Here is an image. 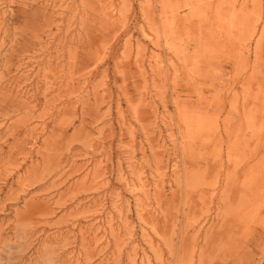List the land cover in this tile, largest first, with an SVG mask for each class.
I'll use <instances>...</instances> for the list:
<instances>
[{
    "label": "rangeland",
    "instance_id": "rangeland-1",
    "mask_svg": "<svg viewBox=\"0 0 264 264\" xmlns=\"http://www.w3.org/2000/svg\"><path fill=\"white\" fill-rule=\"evenodd\" d=\"M146 261L264 264V0H0V264Z\"/></svg>",
    "mask_w": 264,
    "mask_h": 264
},
{
    "label": "bare ground",
    "instance_id": "bare-ground-1",
    "mask_svg": "<svg viewBox=\"0 0 264 264\" xmlns=\"http://www.w3.org/2000/svg\"><path fill=\"white\" fill-rule=\"evenodd\" d=\"M81 1H82V0H81ZM59 2H61V1H59ZM66 2H67V1H66ZM66 2H65V3H66ZM86 2H87V1H86ZM90 2H91V1H90ZM97 3H98V2H97ZM95 5H96V3H95ZM190 5H191V4H190ZM64 6H65V5H64ZM188 6H189V5H188ZM97 7H98V5H97ZM191 7H192V5H191ZM191 7H190V8H191ZM91 8H94V6L91 7ZM188 8H189V7H188ZM190 8H189V9H190ZM63 9H64V7H63ZM63 9H62V10H63ZM189 9H188V10H189ZM55 10H56V9H55ZM62 10H61V11H62ZM93 10H94V9H93ZM95 10H96V8H95ZM95 10H94V11H95ZM176 10H177V9H176ZM191 10H193V8L190 9L189 12H192ZM56 11H57V10H56ZM90 11H91V10H90ZM90 11H89V12H90ZM2 12H3V11H2ZM96 12H97V11H95V13H96ZM98 12H101V11L99 10ZM177 12H178V11H177ZM177 12H176V13H177ZM101 13L103 14V12H101ZM167 13H168V12H167ZM192 13H193V12H192ZM169 14H170V13H169ZM90 15H91V14H90ZM101 16H103V15H101ZM59 17H60V16H59ZM59 17H58V18H59ZM96 17H97V16H96ZM3 18H4V16H3ZM60 18H61V17H60ZM169 18H170V17H169ZM58 20H59V19H58ZM87 20H88V19H87ZM95 20H96V19H95ZM97 20H99V19H97ZM165 20H166V19H165ZM165 20H164V21H165ZM166 21H167V20H166ZM166 21H165V22H166ZM169 21H170V20H169ZM83 22H84V21H83ZM167 22H168V21H167ZM84 23H85V22H84ZM84 23H83V24H84ZM87 23H88V21H87ZM92 23H93V22H92ZM173 23H174V22H173ZM173 23H172V24H173ZM93 24H94V23H93ZM165 24H168V23H165ZM165 24H164V25H165ZM172 24H171V25H172ZM173 25H174V24H173ZM167 26H168V25H167ZM172 27H174V26H172ZM173 29L175 30L176 28H173ZM168 30H169V29H168ZM67 33H68V32H67ZM172 33H173V32H172ZM52 34H53V33H52ZM52 36H53V35H52ZM66 36H67V35H66ZM145 37H146V36H145ZM63 38H64V37H63ZM129 38H130V36H129ZM58 39H59V38H58ZM150 39H151V38H150ZM125 40H126V39H125ZM127 40H128V39H127ZM56 41H57V39H56ZM59 41H60V39H59ZM149 41H150V40H149ZM149 41H148V42H149ZM57 42H58V41H57ZM128 42H129V41H128ZM66 43H67V42H66ZM129 43H130V42H129ZM56 44H57V43H56ZM124 44H125V43H124ZM66 45H67V44H66ZM126 45H128V44H126ZM55 46H59V45H55ZM140 46H141V45H140ZM168 47H169V46H168ZM54 48H55V47H54ZM123 48H124V47H123ZM130 49H131V48H130ZM140 49H141V47H140ZM121 50H122V49H121ZM125 50H126V49L124 48V52H126ZM139 51H140V50H139ZM129 52H131V50H130ZM57 53H58V50H57ZM70 53H71V52H70ZM138 54H139V53H138ZM123 55H124V54H123ZM129 55H130V54H129ZM156 55H157V54H156ZM138 56H139V55H138ZM152 56H153V55H152ZM154 56H155V55H154ZM124 57H125V56H124ZM56 58H57V57H56ZM58 58H59V56H58ZM125 58L127 59V57H125ZM125 58H124V60H125ZM152 58H153V57H152ZM159 58H160V57H159ZM50 59H51V58H50ZM119 59H120V58H119ZM121 59H122V57H121ZM121 59H120V60H121ZM136 59H137V57H136ZM156 59H157V58H156ZM55 60H56V59H55ZM124 60H122V61H124ZM147 60H148V58H147ZM153 60H154V59H153ZM66 61H67V60H66ZM70 61H72V60H70ZM47 62H48V61H47ZM119 62H120V61H119ZM134 63H135V62H134ZM45 65H46V64H45ZM118 65H119V64H118ZM146 65H147V64H146ZM61 66H62V65H61ZM151 66H152V65H151ZM155 66H156V65H155ZM158 67H159V66H158ZM41 68H42V67H41ZM44 68H45V67H44ZM136 69H137V68H136ZM145 69H146V68H145ZM151 69H153V68H151ZM42 70H43V69H42ZM142 70H143V68H142ZM148 70H150V69H148ZM118 71H119V70H118ZM60 73H61V71H60ZM149 74H151V73H149ZM57 76H60V75H57ZM56 79H57V78H56ZM8 82H9V81H8ZM54 82H55V81H54ZM58 84H59V82H58ZM19 88H20V87H19ZM52 88H53V87H52ZM52 88H51V89H52ZM49 90H50V89H49ZM54 90H55V89H54ZM22 92H23V91H22ZM23 96H24V95H23ZM116 104H117V103H116ZM115 106H116V105H115ZM153 106H154V105H153ZM182 108H183V107H182ZM117 110H118V109H117ZM131 110H132V109H131ZM120 111H121V110H120ZM136 111H137V110H136ZM155 111H156V110H155ZM153 112H154V111H153ZM151 113H152V112H151ZM165 113H167L166 110H165ZM133 114H135V113H132V115H133ZM135 115H136V114H135ZM135 115H134V116H135ZM153 115H154V114H153ZM134 116H132V117H134ZM154 116H155V115H154ZM158 119H159V118H158ZM36 125H38V124H36ZM41 127H42V126H41ZM157 131H158V130H157ZM145 135H146V133H145ZM157 135H158V134H157ZM159 135H160V134H159ZM169 135H170V134H169ZM169 135H168V136H169ZM190 135H191V134H190ZM192 135H193V134H192ZM146 137H147V136H146ZM130 138H131V137H130ZM132 138H133V137H132ZM183 138H184V137H183ZM156 139H158V138H156ZM166 139H167V138H166ZM186 139H187V138H186ZM131 140H132V139H131ZM155 141H157V140H155ZM162 143H163V142H162ZM173 143H174V142H173ZM174 144H175V143H174ZM156 145H157V144H156ZM34 146H35V145H34ZM160 146H161V145H160ZM183 146H184V145H183ZM218 146H219L218 148L221 147L220 145H218ZM31 148H32V147H31ZM215 148H216V147H215ZM227 148H228V147H227ZM33 149H34V148H33ZM220 149H221V148H220ZM40 150H41V149H40ZM125 150H126V149H125ZM143 150H144V149H143ZM226 150H227V149H226ZM128 151H129V150H128ZM220 151H221V150H220ZM228 151H229V150H228ZM129 152H130V151H129ZM211 152H212V151H211ZM225 152L228 153L227 151H225ZM230 152H231V150H230ZM36 153H37V152H36ZM131 153H132V152H131ZM131 153H130V154H131ZM120 154H121V153H120ZM215 154H216V153H215ZM233 154L235 155V153H232V155H233ZM122 155H124V154H122ZM232 155H230V157H231ZM126 156H127V155H126ZM215 156H216V155H215ZM123 157H124V156H123ZM70 158H71V157H70ZM205 159H206V158H205ZM232 159H233V158H232ZM254 159H255V158H254ZM100 160H101V159H100ZM126 160H128V159L126 158ZM126 160H125V162H127ZM129 160H130V159H129ZM129 160H128V161H129ZM104 161H105V160H104ZM220 161H221V160H220ZM98 162H99V160H98ZM69 163H71V162H69ZM256 163H257V162H256ZM256 163H255V164H256ZM255 164H254V165H255ZM69 165H70V164H69ZM103 165H104V164H103ZM129 165H130V164H129ZM100 166H101V165H100ZM126 166H127V165H126ZM130 166H131V165H130ZM174 166H175V165H174ZM209 166H210V165H209ZM211 167H212V165H211ZM131 168H132V167H131ZM118 169H119V168H118ZM127 169H129V168H127ZM259 169H260V167H259ZM171 170H172V169H171ZM257 170H258V169H257ZM131 171H132V170H131ZM142 171H143V170H142ZM142 171H141V172H142ZM214 171H215V170H214ZM218 171H219V170H218ZM218 171H217V172H218ZM254 171H255V170H254ZM117 172H118V171H117ZM250 172H251V171H250ZM128 173H129V172H128ZM255 173H256V172H255ZM137 174H139V175L141 174V175H142V173H139V172H138ZM137 174H136V175H137ZM164 174H165V173H164ZM164 174H163V175H164ZM251 174H252V173H251ZM251 174H249V175H251ZM123 175H124V174H123ZM128 175H129V174H128ZM151 175H152V174H151ZM120 176H121V175H120ZM149 176H150V175H149ZM251 176H252V175H251ZM254 176H255V175H254ZM118 177H119V175H118ZM133 177H134V176H133ZM119 178H120V177H119ZM121 178H122V177H121ZM135 178H136V177H135ZM135 178H134V179H135ZM137 178L139 179L138 176H137ZM211 179H212V177H211ZM217 179H218V178H217ZM252 179H253V178L251 177V180H252ZM117 180H119V179H117ZM136 180H137V179H136ZM137 181H139L138 184H136V183L130 184V183H129V184H130L129 187H130L132 190H138V191H142L143 189H145V188H143V184H142L141 180L139 179V180H137ZM118 182H119V181H118ZM216 183H217V182H216ZM213 184H214V183H213ZM126 185H127V183H126ZM153 185H154V184H153ZM153 185H152V186H153ZM155 185H156V184H155ZM212 186H213V185H212ZM125 187H126V186H125ZM214 187H215V186H214ZM154 188H155V187H154ZM156 188H157V187H156ZM24 189H25V188H24ZM9 190H10V189H9ZM22 191H23V190H22ZM129 191H131V190H129ZM24 192H25V191H24ZM142 192H143V191H142ZM142 192H141V193H142ZM118 193H119V192H118ZM139 193H140V192H139ZM29 194H30V193H29ZM103 194H104V193H103ZM111 194H112V193H111ZM33 195H34V194H33ZM33 195H32V196H33ZM124 195H125V194H124ZM111 196H112V195H111ZM117 196H118V194H117ZM143 197L145 198V196H143ZM101 199H102V198H101ZM109 199H110V198H109ZM112 199H113V198H112ZM32 200H33V199H32ZM41 200H42V199H41ZM45 200H46V199H45ZM122 200H123V198H122ZM136 200H137V199H136ZM136 200H135V201H136ZM151 200H152V199H151ZM117 201H118V200H117ZM99 202H100V201H99ZM99 202H98V203H99ZM122 202H123V201H122ZM98 203H97V204H98ZM124 203H125V202H124ZM94 204H95V203H94ZM110 204H111V203H110ZM114 204H115V203H114ZM135 204H136V203H135ZM86 205H87V204H86ZM86 205H85V206H86ZM92 205H93V204H92ZM137 205H138V203H137ZM95 206H96V205H95ZM99 206H100V205H99ZM116 206H117V205H116ZM116 206L114 207V209H116ZM124 206H126V205H124ZM109 207H110V206H109ZM128 207H129V206H128ZM130 207H131V206H130ZM138 207H140V205H139ZM99 208H100V207H99ZM112 208H113V207H112ZM114 209H113V210H114ZM128 209H129V208H128ZM128 209H127V210H128ZM143 209H144V208H143ZM143 209H142V210H143ZM136 212H138V211H136ZM123 213H125V212H123ZM129 213H130V212H129ZM141 213H142V211H141ZM99 214H100V213H99ZM115 214H116V213H115ZM137 215H138V214H137ZM141 215H142V214H141ZM119 216H120V214H119ZM125 216H126V213H125ZM104 217H105V216H104ZM107 217H108V216H107ZM250 217H252V216H250ZM119 218H120V217H119ZM121 218H123V217H121ZM124 218H125V217H124ZM108 219H109V218H108ZM125 219H126V218H125ZM110 220H111V219H110ZM117 221H118V220H117ZM120 221H121V220H120ZM120 221H119V222H120ZM108 222H109V221H108ZM111 222H112V220L110 221V223H111ZM126 222H127V221H126ZM124 223H125V221H124ZM101 224H102V222H101ZM131 224H132V223H131ZM153 224H154V223H153ZM116 225H117V224H116ZM124 225H125V224H124ZM148 225H149V224H148ZM107 226L109 227L110 225L108 224ZM125 226H126V225H125ZM128 227H130L129 224H128ZM100 228H101V227H100ZM118 228H119V227H117V229H118ZM133 228H134V227H133ZM152 228H153V227H152ZM83 230H84V229H83ZM110 230H111V229H110ZM96 231H97V230H96ZM96 231H95V232H96ZM126 231H127V230H126ZM128 231H129V230H128ZM130 231H133V230H130ZM81 232H82V231H81ZM132 233H133V232H132ZM131 237H132V236H131ZM128 240H129V239H128ZM146 240H147V239H146ZM132 241H133V240H132ZM130 243H131V242H130ZM151 245H152V244H151ZM134 248H135V247H134ZM136 248H137V246H136ZM142 250H143V249H142ZM141 252H142V251H141ZM135 253H136V252H135ZM135 255H136V254H135ZM143 255H144V252H143ZM140 256H141V255H140ZM140 258H141V257H140ZM141 259H142V258H141ZM144 259H145V258H144ZM148 259H149V258H148ZM144 261H145V260H144ZM134 262H135V261H134ZM146 264H147V261H146Z\"/></svg>",
    "mask_w": 264,
    "mask_h": 264
}]
</instances>
